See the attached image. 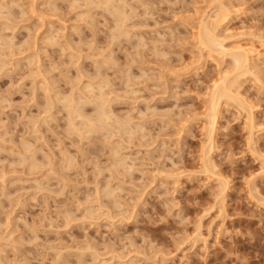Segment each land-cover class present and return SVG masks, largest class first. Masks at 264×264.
<instances>
[{
	"label": "rangeland",
	"instance_id": "374dc122",
	"mask_svg": "<svg viewBox=\"0 0 264 264\" xmlns=\"http://www.w3.org/2000/svg\"><path fill=\"white\" fill-rule=\"evenodd\" d=\"M0 264H264V0H0Z\"/></svg>",
	"mask_w": 264,
	"mask_h": 264
},
{
	"label": "bare ground",
	"instance_id": "6f19581e",
	"mask_svg": "<svg viewBox=\"0 0 264 264\" xmlns=\"http://www.w3.org/2000/svg\"><path fill=\"white\" fill-rule=\"evenodd\" d=\"M217 1L218 0H216V2ZM218 4L219 5H218V8H217V11L214 12V15L213 14L212 15L208 14L210 16H208V18L205 19V21H202V24H201V27H200V31L202 33L200 35H201L202 38H201L200 42H201V45H203L204 47L209 48L210 50L211 49L212 50L214 49L216 52H218V54H220V56H229L230 59H231V62L233 63V65H234V67L236 69V72H237L236 75L239 78L244 73L250 72V70L252 71L253 67L256 66V64L254 62L255 55L253 54V52L250 49H247V47L244 48L245 46L244 47L243 46H235L233 48L228 47L226 45L227 43L225 44V42H224V39H226V38H221L219 36V34L217 33V29L225 22V20L227 19V16L229 15V13H231L229 11L231 8L229 7L230 9H228L227 5L226 6H223L219 2H218ZM223 37H225V36H223ZM222 58H224V57H222ZM230 77L227 76V75H225V77L222 78L223 80L221 79L222 81L219 84L216 85L215 90H214V93L212 95L213 96L212 97V102H211L212 103V109H210L211 110V114L210 115H211V118H212V123H214V124H215V121H216V118H217V113L219 111L218 104L220 102H222L221 100H227V99L228 100L229 99H232L233 100L234 97H235V100H236L239 97V96L237 97L236 93H235V96H234V94L232 92V88L235 86V85H233L234 82H235V77L233 76L234 77V80L233 79L230 80ZM234 92H236V91H234ZM102 95L100 94L99 96H102ZM69 98L71 99L70 101H76V100H72L71 97H69ZM69 98H67V99H69ZM224 98H226V99H224ZM241 100H240V102H241ZM64 101H66V100H64ZM103 101H104V99H103ZM240 102H239V104H240ZM73 103L74 102H69L68 103L69 106L67 105L69 107V112L72 115H74V114L81 115L82 113L80 111H82V110L79 109V106L80 105L77 104V105H79L78 108H77V106H73V105H76L75 103L74 104ZM102 106L99 105V107H100L99 110H101L99 112L101 114V116H99V117H102L105 120V119H107L111 115H109V113H108L109 110L106 111V108L102 110ZM83 115L86 116V114H83ZM97 119H99V118H97ZM108 119H110V117ZM92 120H94V119H92ZM87 121H89V120H87ZM90 122H88V123H90ZM100 123H102V122L100 121ZM100 123L98 122L97 124H100ZM105 123H103V124H105ZM108 124H110V122ZM96 126H99V125H96ZM102 126H100V127H102ZM107 126L108 125H106V127ZM96 128H94V129L96 130ZM208 139H209L208 141L210 142L209 144H212V139H213L212 138V134L209 135V138Z\"/></svg>",
	"mask_w": 264,
	"mask_h": 264
}]
</instances>
